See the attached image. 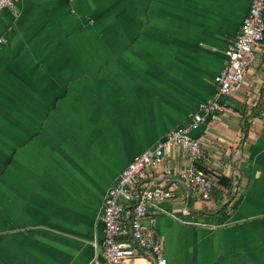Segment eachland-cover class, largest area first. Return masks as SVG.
I'll use <instances>...</instances> for the list:
<instances>
[{
  "label": "crops",
  "instance_id": "obj_1",
  "mask_svg": "<svg viewBox=\"0 0 264 264\" xmlns=\"http://www.w3.org/2000/svg\"><path fill=\"white\" fill-rule=\"evenodd\" d=\"M251 0H19L0 12V264L102 258L101 204L138 153L217 93ZM245 79L201 137L207 200L146 169L173 195L150 208L166 264H264V38ZM216 179V180H215ZM228 180V184L226 180ZM127 209L126 216H130ZM134 252L131 264H145Z\"/></svg>",
  "mask_w": 264,
  "mask_h": 264
},
{
  "label": "built area",
  "instance_id": "obj_2",
  "mask_svg": "<svg viewBox=\"0 0 264 264\" xmlns=\"http://www.w3.org/2000/svg\"><path fill=\"white\" fill-rule=\"evenodd\" d=\"M19 0H0V12L8 8L18 13ZM264 0H251L240 29L228 45L227 59L214 76L217 93L213 98L200 103L191 114L187 124L169 130L151 149L136 154L107 188L101 204L103 223L102 258H94L89 264H131L134 252L146 253L145 264H166L162 241L156 229L146 224L150 208L157 207L170 198L174 190L170 187H143L146 169L162 166L170 173L167 153L178 147L186 156V165L177 171L180 179L186 180L199 200H207L217 180H211L200 166L201 137H192L190 131L207 119H217L229 109L220 96H231L242 82L254 57L255 47L263 46ZM4 41L0 37V42ZM130 216H126L127 209Z\"/></svg>",
  "mask_w": 264,
  "mask_h": 264
},
{
  "label": "trees",
  "instance_id": "obj_3",
  "mask_svg": "<svg viewBox=\"0 0 264 264\" xmlns=\"http://www.w3.org/2000/svg\"><path fill=\"white\" fill-rule=\"evenodd\" d=\"M217 178H218L217 184H218V182L222 183L224 181V177H217ZM225 180H226V183L228 184V180L227 179H225Z\"/></svg>",
  "mask_w": 264,
  "mask_h": 264
},
{
  "label": "rangeland",
  "instance_id": "obj_4",
  "mask_svg": "<svg viewBox=\"0 0 264 264\" xmlns=\"http://www.w3.org/2000/svg\"><path fill=\"white\" fill-rule=\"evenodd\" d=\"M250 67V66H249ZM178 148V147H177Z\"/></svg>",
  "mask_w": 264,
  "mask_h": 264
}]
</instances>
